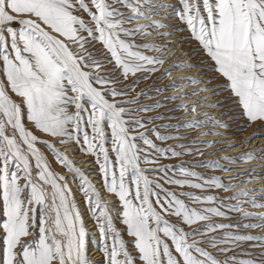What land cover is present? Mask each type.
<instances>
[{"label":"snow or ice","instance_id":"snow-or-ice-1","mask_svg":"<svg viewBox=\"0 0 264 264\" xmlns=\"http://www.w3.org/2000/svg\"><path fill=\"white\" fill-rule=\"evenodd\" d=\"M179 32L207 59L164 67L179 41L157 40ZM222 95L238 128H264V0H0V264H264V212L249 210L264 209V187L224 182L252 183L254 168L160 164L224 143L185 142L223 135L229 124L201 111Z\"/></svg>","mask_w":264,"mask_h":264},{"label":"rangeland","instance_id":"rangeland-1","mask_svg":"<svg viewBox=\"0 0 264 264\" xmlns=\"http://www.w3.org/2000/svg\"><path fill=\"white\" fill-rule=\"evenodd\" d=\"M169 2L176 3V0H169ZM166 22H168V23H175V21H166ZM178 27H183V25L182 24H179ZM166 30H169V29H166ZM153 36H156V33H153ZM187 36H188V33L187 32H179L176 36H174L175 38H170V39L168 37L167 38H161V39H158L157 42L158 43H162L164 40H173V41H180V40H182L183 41V44H185L186 46H184V48H182L181 51H183L184 53H189L188 54L189 57L193 58L192 60H190V62H192V63H200L202 59L203 60H206L207 58L203 56V53L202 52H200V51L194 52L193 51V49L196 48L197 45L195 44L194 41H189L187 39ZM181 37H184L185 39H181ZM152 38L153 37H149V40H151ZM140 42L141 43H146L148 41H140ZM172 46L173 45H171V47ZM172 48H174V46ZM174 56L175 57L172 58L171 60H169L164 65V67H168L173 61H177V60L182 61V60H185L184 57H180L181 55L180 54H177L176 52H175V55ZM200 69H202V68H200ZM201 71H203V69ZM185 74H192V73H189V71H188ZM197 75H199V74H193V76H197ZM208 75H211V74L208 73ZM173 77H176V76H173ZM206 77L207 76H205V77L202 76L201 78H206ZM154 80H155V77H153L152 80H148V81L141 82L140 85H139V87L137 88V91H139L140 88H148L149 86H151L153 84V81ZM169 82H170L169 80H165V81H162V82L157 83L155 86L156 87H161L163 84H167ZM185 90H190V88L189 89H185ZM170 94H173L171 92V90L169 91V93H165V95H170ZM151 95H154L155 96L156 94L155 93H151ZM201 95H206V94L201 93ZM207 95H211V94H207ZM157 98H159V97H157ZM216 101H221L222 102L221 103V107L218 109V111H220L219 113L208 112V109H201V111L208 112L211 115L215 116L216 118L220 119L222 123H228L229 124V127L226 128V129H217V131H220V132L223 133V135H221V136H225L226 138L225 137H222V138L217 137L216 139H199L198 136H197V132L200 131L201 129H198L196 131H190L189 134L185 138V142L188 141V140H193V139L227 141V140L232 139L231 137H234V136H238V135L241 136V135H244L245 133H247L248 136L251 137L255 133L258 136L257 140H260V142L257 141V142H259L258 143V146H257V151H254L255 149H251V150L246 149V146H245L244 147L245 149H243L241 152H238V153L218 154L220 151H222L226 147V145H223L224 143H217V144H214L213 147H211V148H205L204 155L203 156H196L195 158L193 156H184V157H181V158H172V159L161 158L160 159V164L161 165L177 164L181 160L188 161L189 163H194L195 160H205V159L220 160V162L222 164H224L227 168L235 169V171H232V172H234L232 175H224V174H226L228 172L221 171L220 169H203V168H200V169H196V170L197 171L204 172L206 174H210V175H218V176H221V177H226V176H236L239 172H244L246 170H249V169H253L254 168L255 171H256V173L259 174L260 179H255V180L252 181V183L257 182L259 180H260V182L255 183V184H252V183L245 184V185H250L249 187H245V188H257V189H259L261 187H264V165H263V167H261L262 164H258L257 166H255V164H250V165H247V166H238V164L245 163V162H243L241 160H237V163L231 164L227 160L221 159L224 156L239 157L243 153H245V152H251V151H253V153L255 155H261L262 153H261L260 150L261 149H264V128H260L259 125H255V124L254 125H251V126H245V127H243V129L238 128L237 127V124L238 123H243V122L242 121H238V120L231 119V117H233L235 115V112L234 111H229L228 110V106L231 104V101H225L223 99V95L222 96L214 97L213 98V102H216ZM152 102L153 101L146 100V99H142L141 100V103H152ZM168 103L169 104H171V103H180V101L168 102ZM226 111L228 112V115H224L223 114ZM160 112H164V109H157L156 111L151 112V113H148L147 115H157ZM173 115H176L180 119H190L191 118V117H184L183 114L182 113H179V112L178 113H174ZM200 119H204V117H200ZM156 123L157 124H159V123H177V120H172V121H156ZM149 127H152V125H149ZM210 127H211V125H209V128ZM208 130L209 129L206 128V129L201 130V131H208ZM184 131H185L184 129H181V132L182 133ZM210 137H213V136H210ZM157 143H160V142H157ZM175 143H176V141H168L165 144H162L161 146H167L168 144H175ZM237 144H239V143H237ZM191 146L192 147H197V146L203 147L201 145H191ZM212 152H215V155L209 156V153H212ZM81 158H83V156H81L79 158V160H81ZM88 159H90V158L88 157ZM249 162H247V163H249ZM90 176H91V174H90ZM247 178H248L247 176H241V180H244V179H247ZM224 182L225 183H233V184L244 185V184H241V181L240 180H225ZM73 186H74V190H75V185H73ZM235 191H239V188L233 189L232 192H224L223 190H215V194H217V195H219L221 197H224V196H230V195H232ZM257 195H260V193L257 192ZM77 199L80 200V201L83 200L82 196H80V195L79 196L77 195ZM83 205H84L83 203H81V205H80L82 211H84ZM249 210L250 211H255V212H264V209H249ZM88 218H89V216L88 217L85 216V219L86 220ZM87 223L89 225L91 223V221H87ZM88 227H91V225L88 226ZM92 231H93V229H90L91 234H92ZM252 231L255 232V231H258V230H252ZM93 236H95V237H97V239H99V233L97 235H93Z\"/></svg>","mask_w":264,"mask_h":264},{"label":"bare ground","instance_id":"bare-ground-1","mask_svg":"<svg viewBox=\"0 0 264 264\" xmlns=\"http://www.w3.org/2000/svg\"><path fill=\"white\" fill-rule=\"evenodd\" d=\"M143 21H141V23H142ZM169 39L170 38H175L174 36H172V37H168ZM173 46H174V50H175V52L177 53V54H180L181 55V52H183V51H181L182 50V48H184V46H186L185 44H183V41L182 40H180L179 41V46H177L176 44H173ZM172 46V47H173ZM184 53V52H183ZM189 53H185V55H181L180 57H184L185 58V60H188L189 59V55H188ZM175 56H172V58H174ZM193 58H191V60H192ZM182 61H184V60H182ZM202 69H200V68H193V69H185V70H183V72H174L173 73V76H180V75H184L186 72H188L189 71V73H192L191 75H193V74H200L202 71H201ZM208 74H205V76H207ZM204 76V77H205ZM191 87H198V86H191ZM191 87H189V88H191ZM204 94H210V93H204ZM205 109H208V112H213V113H219L220 111H218V109H213V108H205ZM206 129V128H205ZM201 130H204V129H201ZM200 130V131H201ZM217 137H220V138H222V137H225V136H213V137H208V136H199L198 138L199 139H216ZM231 137V136H230ZM226 138V137H225ZM232 139H230V140H227V141H224V144L223 145H226V147L222 150V151H220L218 154H230V153H238V152H241L243 149H245L244 147L246 146V149H249V150H251V149H255L254 151H257V146H258V143L260 142V140H257V138L256 139H252V140H249L247 143H242L243 141H246V140H248V138H249V136H248V134L247 133H245L244 135H241V136H234V137H231ZM257 141H259V142H257ZM237 143H239V147H232L231 145H235V144H237ZM251 152H253V151H251ZM82 155H80V156H78V157H74V159H79L80 157H81ZM88 159V157H83V158H81V160H87ZM250 164H255V166H257L258 164H262L261 165V167H263V165H264V162L263 161H260V160H253V161H250L249 163H240V164H238V166H247V165H250ZM88 167H94V165H87ZM256 168V167H255ZM239 171V170H238ZM234 172H232V171H230V172H228V173H226V174H224V175H232ZM91 174V177L94 179V180H99V175L97 174V173H89V175ZM258 182H260V180L259 181H257V182H254V183H252V184H255V183H258ZM262 182V181H261ZM241 187H243V188H245V187H249L250 185H240ZM73 188H74V186H73ZM78 196H79V194H77ZM105 198H107V199H109V197H105ZM83 208H85V206L83 205ZM86 217H88L87 215H86ZM87 221H91V223L88 225V226H90L91 225V227H89L90 229H93V231H92V235H97L98 234V232H96V230H95V225H94V223H93V221L91 220V218L89 217L88 219H87ZM93 255H95L94 256V259L95 260H97V261H99V260H101V258H102V255H101V253H100V251L98 250V249H94L93 250Z\"/></svg>","mask_w":264,"mask_h":264}]
</instances>
